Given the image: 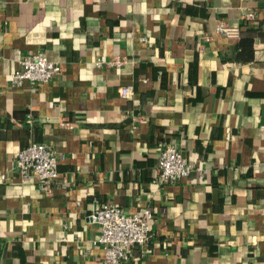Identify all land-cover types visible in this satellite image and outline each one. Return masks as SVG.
I'll list each match as a JSON object with an SVG mask.
<instances>
[{
	"label": "crops",
	"instance_id": "obj_1",
	"mask_svg": "<svg viewBox=\"0 0 264 264\" xmlns=\"http://www.w3.org/2000/svg\"><path fill=\"white\" fill-rule=\"evenodd\" d=\"M38 51L60 71L10 86ZM34 140L50 194L15 170ZM163 142L203 173L161 181ZM103 201L151 212L122 264H264V0H0V264H103Z\"/></svg>",
	"mask_w": 264,
	"mask_h": 264
},
{
	"label": "built area",
	"instance_id": "obj_2",
	"mask_svg": "<svg viewBox=\"0 0 264 264\" xmlns=\"http://www.w3.org/2000/svg\"><path fill=\"white\" fill-rule=\"evenodd\" d=\"M251 15V12L248 13ZM219 33L231 35L234 28L224 22H218L215 27ZM60 71V64L50 59L42 52H34L19 60L9 78V85L19 86L24 80L47 81ZM130 85L120 87V94L127 96ZM62 157L44 141H30L17 150L14 155V166L22 181L36 180L39 188L47 193H52V186L58 177V158ZM160 180L175 182L185 178L192 170L199 174L203 169L189 162L178 145L163 142L157 160ZM5 174H1L4 177ZM151 212L144 209L140 212H129L122 206L103 201L96 206L89 215L90 221L97 224L99 233L96 242L103 248V264H122L130 259L131 250L135 246L144 245L149 237V218Z\"/></svg>",
	"mask_w": 264,
	"mask_h": 264
},
{
	"label": "trees",
	"instance_id": "obj_3",
	"mask_svg": "<svg viewBox=\"0 0 264 264\" xmlns=\"http://www.w3.org/2000/svg\"><path fill=\"white\" fill-rule=\"evenodd\" d=\"M253 36L252 35H241L238 41V52L243 53L245 49L252 47Z\"/></svg>",
	"mask_w": 264,
	"mask_h": 264
}]
</instances>
